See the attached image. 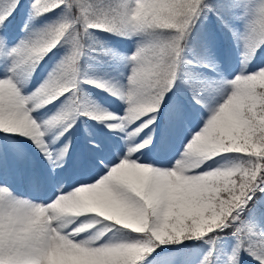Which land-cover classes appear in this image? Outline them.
Listing matches in <instances>:
<instances>
[{"label":"snow or ice","instance_id":"snow-or-ice-1","mask_svg":"<svg viewBox=\"0 0 264 264\" xmlns=\"http://www.w3.org/2000/svg\"><path fill=\"white\" fill-rule=\"evenodd\" d=\"M57 10V20L34 26ZM18 20L25 35L13 44ZM225 31L242 47V68L216 83L222 101L201 126L205 81L184 74L190 98L177 81L194 61L212 66ZM95 32L138 37L124 88L81 80L84 41ZM61 45L68 54L26 91ZM0 54V264H151L155 256L179 264L166 253L205 238L210 248L200 264H214L218 243L229 240L223 264H241L244 255L264 264V0H0ZM81 83L115 95L124 113L87 107ZM61 97L64 105L47 119L33 115ZM80 117L107 133H87L75 157L70 138L50 147L49 131L70 137ZM194 119L198 131L184 137L181 151L172 132ZM145 128L156 130L155 139L141 135ZM151 153L159 159L148 160ZM85 214H95L93 223Z\"/></svg>","mask_w":264,"mask_h":264},{"label":"rangeland","instance_id":"rangeland-1","mask_svg":"<svg viewBox=\"0 0 264 264\" xmlns=\"http://www.w3.org/2000/svg\"><path fill=\"white\" fill-rule=\"evenodd\" d=\"M28 3L31 4V0H28ZM245 9H240L238 14L244 13ZM61 11L57 10V12L53 14H49L47 17H43L40 20L35 21V27H41L45 24L51 23L60 17ZM203 20V17L201 18ZM206 24L207 21L203 20ZM23 21L18 20L12 30L11 35L13 36L12 43L14 44L16 40L25 35L24 32L20 31V28L23 27ZM37 27V28H38ZM199 27V26H198ZM31 30V29H29ZM234 30L239 34L244 30V22L243 20H237L234 24ZM86 41L90 43L88 46L105 48L108 50L109 54H111L105 63L100 62L95 56H91L93 67L87 69L85 73H79L81 80H94L97 82H106L110 85H113L117 88H124L127 84V77L130 74L131 65L128 63L127 57H129L136 49L138 37L128 38L127 41L120 42H109L105 43L99 36L98 33L95 32L92 34L90 38H86ZM11 46V45H10ZM242 50L241 45L238 41L232 36L231 32L225 31L224 33L219 35L218 43L216 47L212 50V66L204 67L202 63L194 61L192 65H186L183 67L184 72L181 74V79L177 81L186 92L187 96L190 98L192 96V92L189 90V85L184 83V74L192 73L195 76H199L201 80L205 81L206 87L201 91L200 96L203 99V103L201 105H197L199 108L203 119L199 120L200 125L210 118L211 108H214L218 105L219 102L222 101L221 94L216 90V83H223L225 80L232 79V76L236 71L241 70V57L240 52ZM55 55H49L46 58L45 62L42 63L41 67L37 70L36 74L32 77V81L29 83L26 91H31L35 87H37L48 75V73L60 62L62 58H64L68 52L69 47L67 45H61L57 49L54 50ZM235 52V59L233 61L231 54ZM233 55V54H232ZM186 56L188 59H192L191 55L187 53ZM0 59H3V55L0 54ZM260 63L264 64V56L260 57ZM122 65V69L119 71V66ZM207 85H211L212 87H207ZM101 92L102 94L108 95L112 97L115 101L111 102L112 107L109 112L123 114L126 105L118 99L115 95H110L107 91L102 90L99 87L92 86L88 83H81L79 86V96L81 102L85 104L89 108L97 109L98 102L96 100V91ZM65 103V98L61 97L59 101H57L54 105L50 104L47 108L41 109L39 113H33L34 116L47 119L49 116L56 113ZM193 103H195L193 101ZM92 124L95 132L97 133H105L107 128L104 127L103 124H97L94 120H89L84 117H80L75 124L74 131L79 130L83 125ZM197 120H192L190 123V128L198 131L196 128ZM188 127V130L190 131ZM60 128L49 131L46 139L49 142L50 147L53 149L60 148L59 146H54L55 142L53 140V134L60 131ZM191 130V131H194ZM190 135V134H189ZM155 132L151 133V138L155 139ZM20 139H23L22 137ZM190 139V137L188 138ZM32 142L29 140L27 142L26 147L31 150ZM186 144V142L184 143ZM179 148L183 147V144L178 146ZM84 148H81L79 153ZM75 148L72 149V154L74 153ZM35 162L37 166H45V161L38 154L34 156ZM151 159H159L157 154L151 153L149 154L148 160ZM148 160L141 162H148ZM226 160H221L220 163H226ZM68 165V162H66ZM93 218L95 214H92ZM258 227L264 228V223H259ZM189 244L190 247L182 252L171 251L166 253L168 256L177 257L179 259V264H200V261L204 258V256L209 251L210 245L207 243V238L201 239L200 241H192L191 244L189 242H185ZM232 241L229 240L228 244L225 245L222 242L218 243L217 250L213 254L214 264H223L224 260V251L226 248H230ZM175 247V246H173ZM159 252V250H157ZM163 255V254H162ZM155 256V254H154ZM151 264H162L160 256H155V258L151 259ZM241 264H256L250 257L246 255L241 257Z\"/></svg>","mask_w":264,"mask_h":264},{"label":"bare ground","instance_id":"bare-ground-1","mask_svg":"<svg viewBox=\"0 0 264 264\" xmlns=\"http://www.w3.org/2000/svg\"><path fill=\"white\" fill-rule=\"evenodd\" d=\"M233 54V55H232ZM231 54V57L234 61L235 59V52ZM122 69V65L119 66V71ZM121 88V87H120ZM123 88V87H122ZM96 100H97V104H98V109H106V110H110L111 107H112V103L113 101H115L112 97L108 96V95H105V94H102L101 92H99L98 90L96 91ZM38 119H43V118H39L37 117ZM188 127L190 128V124L186 125L183 129H181L180 131H173L172 132V138H173V143L176 147L182 145L181 144V141H183L184 143L188 142L187 140L184 139L185 136H188V138L190 137L191 138V135L192 133L195 131L194 129H191L190 128V131L188 130ZM191 130H194V131H191ZM108 129L105 130V133H107ZM60 131L56 132L53 134V140L55 142V145L54 146H59L61 147L62 144L64 142H66V139L67 138H70L74 144V153H73V157H75L76 155L79 154V151L81 148H84L85 147V138H86V134L87 133H96L95 132V129L93 128V125L92 124H87L85 123L83 125V127H81L79 130H72L71 133H70V137L68 134H66L65 136H61L58 140L56 139L57 137V134L59 133ZM154 133L155 132V129L152 128V129H149V128H145L143 130V132L141 133V135H144V138L147 139L148 137H151V133ZM103 133V134H105ZM96 134H102V133H96ZM146 134V135H145ZM190 134V135H189ZM116 136L117 139H121L122 138V134L117 132L114 134ZM139 138V137H137ZM123 139H122V143H123ZM180 150L182 151L183 150V147L180 148ZM148 157H149V154H148ZM140 160L142 161H145V157H140ZM69 162V164L71 165V160L70 161H67ZM45 164H47V162L45 161ZM19 189H20V192H22L23 190L25 191V189L23 188V186H20L18 185L17 186ZM86 217H88L87 221L88 223H93V216L92 214H85Z\"/></svg>","mask_w":264,"mask_h":264},{"label":"trees","instance_id":"trees-1","mask_svg":"<svg viewBox=\"0 0 264 264\" xmlns=\"http://www.w3.org/2000/svg\"><path fill=\"white\" fill-rule=\"evenodd\" d=\"M199 26V22L197 27ZM99 36L103 39H105L106 41L109 40H116V39H121L124 37L118 36V35H111L107 32H98ZM90 42L89 41H84V55L82 56L81 60L79 61V72L80 73H84L87 69L93 67L94 64L91 63L90 61V57L93 55L95 56L100 62H102L103 64L105 63V60H107L108 56L110 55L108 50H105L104 48H100L99 46L97 47H92L91 45L88 46ZM262 195V194H257ZM186 242H190V241H186Z\"/></svg>","mask_w":264,"mask_h":264}]
</instances>
